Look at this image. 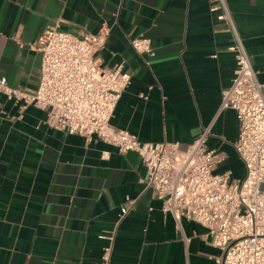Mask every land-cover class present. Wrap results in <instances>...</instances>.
I'll return each mask as SVG.
<instances>
[{"label": "crops", "instance_id": "crops-1", "mask_svg": "<svg viewBox=\"0 0 264 264\" xmlns=\"http://www.w3.org/2000/svg\"><path fill=\"white\" fill-rule=\"evenodd\" d=\"M257 80L264 83V0H225ZM210 0H0V77L34 91L36 42L49 26L74 34L107 28L95 54L122 62L131 75L110 123L145 142L187 146L209 128L206 146L220 153L215 171L245 175L234 142V109H219L235 68L233 36ZM150 38L153 57L130 39ZM134 151L46 123V110L0 95V264H99L114 231L109 264H215L220 250L205 228L177 223L145 186ZM130 203L118 220L120 208Z\"/></svg>", "mask_w": 264, "mask_h": 264}, {"label": "built area", "instance_id": "built-area-1", "mask_svg": "<svg viewBox=\"0 0 264 264\" xmlns=\"http://www.w3.org/2000/svg\"><path fill=\"white\" fill-rule=\"evenodd\" d=\"M209 10L233 36L235 68L229 86L221 92L219 109L232 108L238 121L234 148L245 168L236 178L231 169L216 172L220 153L206 146L209 128L182 149L177 142H145L134 133L111 125L110 118L131 75L123 63L102 66L95 54L108 34H74L49 26L36 42L40 77L34 91L11 86L0 77V95L23 105L46 110V123L68 134L96 138L119 152H136L145 168V186L161 200V209L179 223L181 218L205 228L203 237L221 250L215 264H264V83L257 80L249 56L232 23L225 0H210ZM140 55L155 50L145 36L130 39ZM130 209L125 203L118 214ZM99 264H109L114 231Z\"/></svg>", "mask_w": 264, "mask_h": 264}, {"label": "rangeland", "instance_id": "rangeland-1", "mask_svg": "<svg viewBox=\"0 0 264 264\" xmlns=\"http://www.w3.org/2000/svg\"><path fill=\"white\" fill-rule=\"evenodd\" d=\"M243 164V163H242ZM220 254H221V250H220Z\"/></svg>", "mask_w": 264, "mask_h": 264}]
</instances>
